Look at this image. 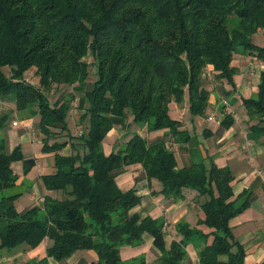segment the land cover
Wrapping results in <instances>:
<instances>
[{
	"label": "trees",
	"instance_id": "obj_1",
	"mask_svg": "<svg viewBox=\"0 0 264 264\" xmlns=\"http://www.w3.org/2000/svg\"><path fill=\"white\" fill-rule=\"evenodd\" d=\"M257 32L264 34V0H0V101L14 94L22 119L38 116L45 134L63 129L73 148L64 154L67 140H44L42 151L54 153V170L41 179L53 193L19 211L15 202L23 192L5 194L18 180L13 164L21 160L28 173L36 159L20 145L7 152L0 143V248H36L49 239L41 264L50 257L66 263L88 250L97 254L90 264H146L145 256L123 259L122 247L141 244L150 232L163 249L160 264H180L196 237L207 242L201 264H245V247L230 221L251 205L255 186L235 196L229 166L212 161L207 167L201 157L179 165L177 149L196 139L170 115L169 105L181 104L188 92L192 115L205 116L211 97L206 74L233 84L236 53L264 59ZM32 68L36 83L27 78ZM75 100L86 119L80 137H73L67 121ZM240 101L249 138L264 143V72L258 92ZM10 117H1L0 125ZM229 118L223 126L232 125ZM134 123L164 134L146 137L131 129ZM116 126L125 129L126 140L107 153L104 141ZM136 163L149 180L161 182L167 197L182 198L185 189L204 197L201 225L179 224L182 239L170 250H164V218L132 212L141 197L116 181Z\"/></svg>",
	"mask_w": 264,
	"mask_h": 264
},
{
	"label": "crops",
	"instance_id": "obj_2",
	"mask_svg": "<svg viewBox=\"0 0 264 264\" xmlns=\"http://www.w3.org/2000/svg\"><path fill=\"white\" fill-rule=\"evenodd\" d=\"M241 58L247 59V62L232 64L237 69L234 76V83L227 80H214L208 88L211 90L210 107L213 109L219 107L218 117L210 120L209 116H193L191 125L184 120L182 124L196 139L195 145L184 144L182 150L177 149L176 156L179 165H189L193 159L203 158L207 167L211 166L212 161L220 166H229L234 175L235 181L233 189L235 196L244 189L255 186V195L251 205L240 215L230 221L235 237L244 245L246 250L245 264H257L264 261V163L259 168L256 167V159L264 156V143L249 138L250 130L247 116L243 112L242 106L238 108L237 103L241 102L240 97H251L258 92V83L264 72V61L255 55L244 51L236 53ZM249 63V64H248ZM10 107V108H9ZM222 108V112L221 111ZM211 111V113H212ZM13 114L11 121L9 119L0 125V143L5 146L7 152H11L16 146L20 145L26 157H34L36 166L41 158H52L51 164L46 162L47 168H38L34 173V166L28 173H24V166L21 160L14 162L13 167L18 175L16 186L18 192L23 194L16 200L15 204L19 211L35 205H41L47 194L53 193L47 190L42 182L41 176L44 173H50L54 170L53 153L43 152L39 141L34 137L27 126L32 120L19 118L18 124H13L17 112L15 110V101L13 97H5L0 101V119L4 115ZM171 115V114H170ZM225 115H230L227 122L232 121L230 127L222 124ZM175 119V118H174ZM24 124L23 129H15ZM132 123V122H131ZM133 127H137L133 125ZM145 129L144 136L154 138L164 131H149L147 126L137 127ZM112 137V144L108 140L104 143L107 153L113 151L121 141L125 139V129L122 126H116L108 134L107 138ZM124 139V140H122ZM3 140V142H1ZM37 144L39 151L35 154L28 150L27 145ZM170 145V142H169ZM69 146V145H68ZM36 147V148H37ZM70 144V150L73 151ZM176 149L177 145L173 146ZM189 147V148H188ZM67 148V147H66ZM193 155H196L193 158ZM244 160L249 169L233 168L232 163H238ZM243 163V162H242ZM236 165V164H235ZM37 169V168H36ZM45 169L48 171L45 172ZM119 187L123 191L134 188L141 197V202L131 211L139 213L142 217L152 216L154 218H164V250H170L175 240H181L182 235L178 231V225L187 222L191 227L199 224V220L204 217L199 202L202 198L197 197V190L185 189L184 197H167L161 193V182L155 178L149 180L144 172L142 164L136 163L125 167V169L116 177ZM12 189V188H11ZM9 190V189H7ZM6 190V191H7ZM16 193V192H15ZM204 228L203 226H201ZM51 240L46 239L36 248H28L21 245L12 249L0 248V264H41L40 261L46 256L47 247ZM207 242L202 237H196L190 240L185 246L186 255L180 264H201L200 253ZM163 249L155 244V238L150 232L143 234V242L136 246L126 245L122 247V258L125 260L134 257L145 256L146 264H160L159 258ZM97 259V254L93 250L79 251L71 256L66 263L59 262L54 258L48 259V264H90Z\"/></svg>",
	"mask_w": 264,
	"mask_h": 264
},
{
	"label": "rangeland",
	"instance_id": "obj_3",
	"mask_svg": "<svg viewBox=\"0 0 264 264\" xmlns=\"http://www.w3.org/2000/svg\"><path fill=\"white\" fill-rule=\"evenodd\" d=\"M254 40L259 45L264 46V34L262 32L255 33ZM233 60L235 61L236 64L240 65L242 63V66H244V67L246 66L247 67V65H244V63H243V61H245V60H246L245 62H247V59L241 58L239 55L235 54ZM263 61H264V59H263ZM5 69H6V73L10 74V70L8 68H6V67H5ZM35 71H36V69L32 68L30 70L29 74L27 75L28 76L27 78L29 79V81H31L33 83L38 82L37 76L35 74ZM95 72H96V67L94 65H91V67H90L91 77H90L89 81H91V82L93 81ZM206 76H207V81L209 82V85H212L213 84L212 82L215 80L214 79L215 77L213 76V74H206ZM71 89H72V86L68 87L66 90H69L71 92ZM72 91H73V89H72ZM51 93H52L51 94V98L53 100L56 99L57 96L59 95L58 90H55V92L52 91ZM13 95L14 94H9L8 97H13ZM79 95L81 96L82 94H79ZM188 102H189L188 92H185L184 100H183V102L181 104L177 103L176 101H172L170 103V105H169V113L171 114V116L173 118L184 120L185 122L188 123V125H191L190 123H192L193 115L190 112V109L188 107ZM210 103H211V99H210ZM77 106H78V100H75L73 102V107H72V109L69 112V115L67 117V121H68L69 126L71 128V133L73 134V137H80L81 134L87 130L86 124L84 123L86 119L84 120V118L82 117V114L84 113V110L78 108ZM236 106L238 108H240L242 106L241 102L240 103L238 102ZM218 110H219V107L213 109V111H212V108L210 107V104H209L206 114H213L214 119H216L218 117V114H220L218 112ZM211 111H212V113H211ZM220 112H222V108H221ZM228 116L230 117V115H225V117H228ZM11 117H13L12 113H11ZM11 117L9 118V122L11 121L10 120ZM21 117L22 116L17 114V116H15V119L19 120V118H21ZM35 118L36 119L32 120L31 124H28L29 126H27V128H28V131H31L32 135L37 138L36 141H39V145L41 144L40 146H42L43 143L45 142L44 140L49 141L50 143H53L54 141H65V140H67L69 146L67 145L66 146L67 148L66 147L63 148L62 152L64 154H71L70 144H72V138L67 134V132H65L61 128H51V131H52L51 134H45L44 132H42L40 130L39 125H38L40 118L38 116L35 117ZM30 119H32V118H30ZM130 121H132V118L130 119ZM133 125H136L137 127H142L141 125H138L136 123H134ZM23 126H24V124L21 123V126L16 127L15 129H17V130L18 129H23ZM137 127H132L131 129H134L133 131L137 130L140 134L144 135L143 133L146 132L145 129L142 131V128H137ZM74 139H76V138H74ZM111 139H112V137L106 138L104 143L108 140V143L111 145L112 142H113V140H111ZM122 140H124V139H122ZM36 147H37V144L36 145L35 144L27 145L28 150H32L34 154L36 152H40L39 151L40 147L39 146L37 148ZM50 153H53V152H50ZM256 160H257L256 161V167L259 168L261 166V164L264 163V156H259ZM48 161L51 164V161H53V160H52L51 157H49L48 159L41 158L39 160L38 165L37 166L35 165L36 167L33 168L34 169V173H35V171L38 172V168L39 167L42 168L43 164H44V168H47L46 162H48ZM235 164H234V162L232 163V167L235 168V169L242 168V170H246V171H247V169H249L248 165L245 163L244 160H241L240 162L235 163ZM46 171H48V170L45 169V172ZM18 191H19V188L15 187V188H12V189H9V190L5 191V194H7V195L8 194H13V193L18 192ZM197 197H200V198L204 199V197L201 196L198 191H197Z\"/></svg>",
	"mask_w": 264,
	"mask_h": 264
},
{
	"label": "built area",
	"instance_id": "obj_4",
	"mask_svg": "<svg viewBox=\"0 0 264 264\" xmlns=\"http://www.w3.org/2000/svg\"><path fill=\"white\" fill-rule=\"evenodd\" d=\"M209 119H210V120H213V119H214L213 114H212L211 116H209ZM18 123H19V122H18L17 119H15V120L13 121V124H15V125H17Z\"/></svg>",
	"mask_w": 264,
	"mask_h": 264
}]
</instances>
